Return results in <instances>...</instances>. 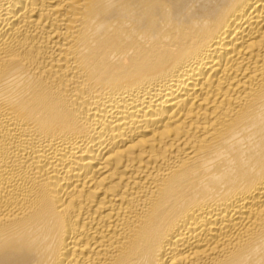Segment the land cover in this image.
I'll list each match as a JSON object with an SVG mask.
<instances>
[{
    "label": "bare ground",
    "instance_id": "obj_1",
    "mask_svg": "<svg viewBox=\"0 0 264 264\" xmlns=\"http://www.w3.org/2000/svg\"><path fill=\"white\" fill-rule=\"evenodd\" d=\"M0 264H264V0H0Z\"/></svg>",
    "mask_w": 264,
    "mask_h": 264
}]
</instances>
